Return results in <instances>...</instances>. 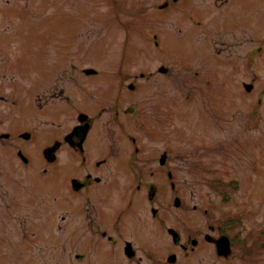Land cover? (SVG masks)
<instances>
[{
	"label": "rangeland",
	"instance_id": "1",
	"mask_svg": "<svg viewBox=\"0 0 264 264\" xmlns=\"http://www.w3.org/2000/svg\"><path fill=\"white\" fill-rule=\"evenodd\" d=\"M116 1L117 15L112 0H0V112L4 117L0 129L10 127L13 134L16 129L32 131L34 138L23 141L24 149L39 163L44 143L68 129L78 108L87 107L94 112L98 107L111 105L116 98L129 105V96L115 97L119 72L143 73L137 99L158 129L154 137L144 138L150 141L147 152L152 157L159 156L166 143L173 145L174 162L187 169L180 179L183 183L185 176L190 179L187 194L193 209L201 212L200 206L207 205L200 196L203 188V199L211 203L216 214L228 216L243 209L248 215L247 229L255 233L264 229V123L252 129L245 127L249 105L258 94L251 96L244 87V82L254 76L255 66L260 68L255 70L259 76L257 89L264 90V42H241L249 44L253 51L248 56L256 55V62L249 67L251 61L245 57L242 61L227 60L247 50L235 48L237 42L225 27L224 31L217 28L220 32L214 33L213 25L220 23L218 17L228 14L226 7L215 8L214 0H172L163 10L158 5L166 0ZM260 1L236 0L237 17L232 18L235 14L230 12L223 23L241 20L262 35L264 10L255 9L257 16L253 17L246 13ZM191 14L197 21L201 19L199 16L208 18L210 30L199 27ZM220 34L227 41L223 45ZM64 56L71 57L76 69L69 60L57 65L58 58ZM82 67H93L100 75L86 77L80 70ZM61 89H65L63 94L69 96L70 103L62 98L60 105L49 97L50 93H61ZM127 89L124 87L126 94ZM166 101L171 106L169 116ZM104 116L111 122L113 108ZM61 121L65 122L62 128ZM127 121L129 125L125 124ZM119 122L124 123L123 128L139 129L135 115L127 109L121 111ZM118 124L113 122L110 128L121 131ZM251 155L260 164L258 168L262 167L252 177L251 173L245 174ZM14 165L7 197L14 195L27 175L37 168L35 164L24 171L20 164ZM69 170H61L62 183V176ZM245 176L249 180L244 185L240 179L244 181ZM233 178L239 180L238 188H224L229 199L221 200L223 195L213 189L212 183ZM161 179L166 184L165 178ZM56 183L58 180L49 178L46 187L55 188ZM65 194L62 203L71 207L74 203L70 193ZM48 197L45 218L53 222L63 215L65 221L61 229L58 222L54 228L47 226L46 240L30 244L29 250H24L27 241L21 242L19 236L24 219L34 216L37 220V213L23 203L5 212L2 209L7 200L0 198V264H87V259L77 260L75 251L90 254L89 241L80 236L78 247L74 246L70 212L59 209L52 202L53 195L51 201ZM34 210L38 212L37 208ZM158 231L163 236L154 233V241L158 240L162 250L172 249L167 232ZM250 238L254 240L255 236ZM90 249L91 261L118 264V259L105 252L100 242H91ZM258 255L253 264H264V252L258 251ZM245 263L252 264L250 260Z\"/></svg>",
	"mask_w": 264,
	"mask_h": 264
},
{
	"label": "flooded vegetation",
	"instance_id": "2",
	"mask_svg": "<svg viewBox=\"0 0 264 264\" xmlns=\"http://www.w3.org/2000/svg\"><path fill=\"white\" fill-rule=\"evenodd\" d=\"M170 1L172 0H166L160 5L166 3V9L170 6ZM213 2L215 8L226 7L228 10L227 15L218 17L220 23L213 25L214 33L224 31L222 27H225L226 32L232 35L235 43L237 42L235 48L242 47L247 50L244 53L238 52L227 60L236 62L245 57L254 64L256 55L248 56L249 52H253L248 47L250 42H264V33L258 35L256 30L241 20L229 25L223 23V20L230 16V12L236 13V0ZM257 8L264 10V0L247 10V15L250 13L251 17L257 16ZM192 17L195 18L194 15ZM199 17V27L210 30L208 18ZM236 17L235 14L232 18ZM222 37L224 40L220 41L221 45L227 42L225 37ZM242 41L250 42L246 46L241 45ZM67 60L76 69L71 57L58 58L57 65L64 64ZM85 69L86 67H82L80 70L84 73ZM252 74H255L254 70ZM84 75L98 77L100 73L85 72ZM117 76L118 88L115 97L129 96V105L121 104L116 98L111 105L98 107L94 112L87 107L78 108L74 121L68 124V129L44 143L39 163L36 159H31L24 149L26 146L23 141L32 139H24L21 135L29 131L28 129H16L14 134L10 132V127L0 129V193H5L0 195V198L7 200L2 210L7 212L6 210L16 209L23 203L37 213V220L34 216L24 219L23 232L20 234L27 241L24 243V250L31 249L30 244L37 243L42 238L46 240L44 231L47 226L58 222V227L61 228V221L65 220L63 215L53 222L45 218L46 183L47 176H50L53 180H58L52 193L54 202L59 209L66 208L70 212V234L75 240L74 246L78 247L80 236H85L89 241L87 250L90 254L76 250L77 260L87 259V264H103L91 261L93 253L90 243L98 241L105 252L118 259V264H246L249 260L253 264L254 259L259 257L258 251L264 252V229L256 233L247 229L245 220L248 215L243 209L228 216L210 211L208 205L200 206L201 212L193 209L187 194V186L191 185L190 179L185 176L184 183L180 179L181 173H185L187 169L174 162L173 145L166 143L159 156L152 157L147 152V144L150 141H145L144 138L154 137L152 135H156L158 129L155 122L145 115L141 102L137 99L143 86L140 76H143L123 72H119ZM124 87L128 88L127 94ZM64 91L65 89H61V93H50L49 97L62 105V98L69 102V96L64 95ZM249 93L251 96L258 94L255 101L249 105L251 110H248V119L245 121V127L252 129L264 123V90L259 91L254 87ZM46 101L49 103L48 99ZM111 108L114 118L109 122L106 121L104 113ZM124 109L135 115L138 130L130 128L131 126L123 128L124 123L119 120ZM113 122L120 124L118 126L121 131L119 128H110ZM3 123L4 117L0 112V125ZM128 123L125 122L126 125H129ZM133 123L130 122V125ZM64 126L65 122L61 121L59 127ZM6 133L9 135H5ZM55 141L59 144L55 153L56 159L51 162L47 160L44 150ZM149 161L153 164L144 166L143 162ZM14 163L20 164L24 171L35 164L37 168L27 175L24 184L17 188L14 195L7 197V189L11 186L10 173L15 169ZM250 166L253 164L246 166L247 172L250 171ZM63 168L71 170L62 176V183ZM161 178H165L166 184ZM219 180L216 179L212 183L213 189L222 188ZM57 185L61 186L56 188ZM66 191L70 193L74 203L71 207L62 203ZM202 191L203 188L200 190V196L206 204ZM115 204L121 206L115 207ZM35 208L41 212L38 213ZM157 229L167 232L172 249L162 250L158 240L154 241V233L163 236ZM253 236L255 239L251 240L250 237ZM220 241L225 243L228 253L218 249ZM262 261L264 262V258Z\"/></svg>",
	"mask_w": 264,
	"mask_h": 264
},
{
	"label": "water",
	"instance_id": "3",
	"mask_svg": "<svg viewBox=\"0 0 264 264\" xmlns=\"http://www.w3.org/2000/svg\"><path fill=\"white\" fill-rule=\"evenodd\" d=\"M88 71L91 72V71H93V70L90 69V70H88ZM247 88L250 89V88H251V85H247ZM24 136H25V137H29V134L25 133ZM56 146H57V145L54 144L53 146H51V147H49V148L46 149V154H47V156L49 157V159H52V158L50 157V154H51V153H54V151H55V149H56Z\"/></svg>",
	"mask_w": 264,
	"mask_h": 264
}]
</instances>
